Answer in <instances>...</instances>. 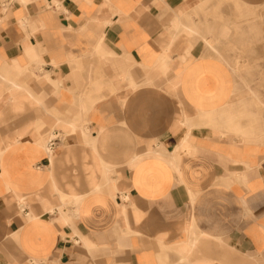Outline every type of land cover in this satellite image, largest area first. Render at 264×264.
I'll list each match as a JSON object with an SVG mask.
<instances>
[{
  "label": "crops",
  "instance_id": "0c3cea01",
  "mask_svg": "<svg viewBox=\"0 0 264 264\" xmlns=\"http://www.w3.org/2000/svg\"><path fill=\"white\" fill-rule=\"evenodd\" d=\"M202 1L0 0V264H264V135Z\"/></svg>",
  "mask_w": 264,
  "mask_h": 264
},
{
  "label": "rangeland",
  "instance_id": "374dc122",
  "mask_svg": "<svg viewBox=\"0 0 264 264\" xmlns=\"http://www.w3.org/2000/svg\"><path fill=\"white\" fill-rule=\"evenodd\" d=\"M210 1L204 0L202 4L206 6ZM223 1L225 0H218L216 6L210 9L205 6L200 8L197 14L198 30L209 37H217L210 40L219 55L221 52L218 48L221 44L227 48L226 59L233 69L235 91L240 94L246 89L241 101L238 100V96H234L232 106L229 104L227 109L256 112L257 121L252 131L254 134L264 135V3L248 6L244 0L242 2L233 0L235 2L233 13L230 12L228 18H225L219 9ZM200 13L205 16L204 19L199 16ZM209 16L212 17L211 20L208 19ZM256 102L261 103L259 108ZM242 120L245 125L254 124L247 117Z\"/></svg>",
  "mask_w": 264,
  "mask_h": 264
},
{
  "label": "bare ground",
  "instance_id": "6f19581e",
  "mask_svg": "<svg viewBox=\"0 0 264 264\" xmlns=\"http://www.w3.org/2000/svg\"><path fill=\"white\" fill-rule=\"evenodd\" d=\"M243 4V3H242ZM248 14V13H247ZM260 105H261V103L260 102H256V106L259 108L260 107ZM245 117H247V118H249L250 119V122L251 123H253V121H252V118H251V116H245ZM242 121L243 120H240L238 123H236V125H235V127H236V129H238V131L240 132V134L242 133V135L244 136H246V135H250V134H253V124H250V123H248V124H250V126H246V125H248V124H242ZM248 121V120H247ZM245 138V137H244Z\"/></svg>",
  "mask_w": 264,
  "mask_h": 264
},
{
  "label": "built area",
  "instance_id": "2783aa9c",
  "mask_svg": "<svg viewBox=\"0 0 264 264\" xmlns=\"http://www.w3.org/2000/svg\"><path fill=\"white\" fill-rule=\"evenodd\" d=\"M52 143H53V141L51 140V141H49V143H48V147H50L51 145H52Z\"/></svg>",
  "mask_w": 264,
  "mask_h": 264
}]
</instances>
